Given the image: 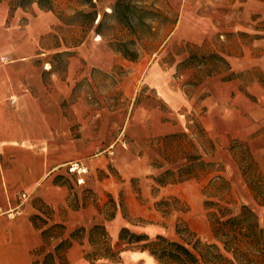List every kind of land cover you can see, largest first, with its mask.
<instances>
[{
	"label": "crops",
	"instance_id": "crops-1",
	"mask_svg": "<svg viewBox=\"0 0 264 264\" xmlns=\"http://www.w3.org/2000/svg\"><path fill=\"white\" fill-rule=\"evenodd\" d=\"M168 3L176 20L153 55L122 60L129 69L125 93L143 90L155 102L132 101L125 124L111 136L123 113L102 110L87 97L99 94L101 72L110 70L117 52L102 38L69 44L61 33L65 19L53 9L18 7L11 15L10 5L0 2V264H46L49 259L52 264H92L85 255L96 225L105 227L114 250L124 242L119 238L123 227L149 235L164 232L157 222L136 220L149 218V205L131 197L134 177L147 189L152 174L165 169L151 164L156 153L146 143L196 125L211 140L218 131L223 136L224 104L228 98L245 100L241 75L247 61L256 58L227 60L224 71L226 39L264 31V0ZM180 45L184 49L174 52ZM201 52L213 54L215 61L200 59ZM64 101L70 104L71 120ZM53 111L61 113L59 121L52 119ZM71 161L87 166L84 183L68 172ZM22 193L28 194L26 200L20 199ZM62 242L66 248L59 255ZM123 249V264L147 258L158 264L148 250Z\"/></svg>",
	"mask_w": 264,
	"mask_h": 264
},
{
	"label": "rangeland",
	"instance_id": "rangeland-1",
	"mask_svg": "<svg viewBox=\"0 0 264 264\" xmlns=\"http://www.w3.org/2000/svg\"><path fill=\"white\" fill-rule=\"evenodd\" d=\"M83 1L53 0V10L61 15L67 24L66 27H62L61 33L69 44L74 45L88 37L102 38L108 48L115 50L114 41L135 38L113 14V6L117 0H93L98 12L94 23L90 17L80 13L81 10L84 12L91 10L82 4ZM145 1L154 8H159L163 15L152 22L156 34L143 41L135 38V47L140 57L152 56L157 50L155 47L167 35L170 25L164 15L169 14L168 19L174 18L168 0ZM0 2L10 5L9 0ZM36 6L39 5L33 2L25 9L32 11ZM12 14L14 13L11 11ZM100 19L103 20V24L98 29ZM10 20H7L5 26H9ZM27 22L28 18L25 17L21 19L20 24L24 26ZM261 28L264 30L263 24ZM98 30L103 35L98 34ZM256 40L261 43L258 44ZM225 44L227 46L224 47V71L228 68L227 60L244 55L256 58L247 61L250 62L247 63L245 73L241 75L245 100L239 99L238 103H235L233 99L228 98L226 101L228 103L224 104V134L222 136V131L214 133L213 141L216 148L211 149L208 135L198 125L188 132L175 136L149 139L146 144L156 153L152 156L151 164L163 165L165 169L155 176L152 174L154 182L147 189L141 185L139 177H134L131 181L133 188L131 197L149 205V218L136 220L157 222L164 229L161 234L187 245L199 257L205 254L207 261L201 264H264V233L260 235V242L257 245L253 246L246 240L241 241L239 243L241 252L234 253L225 248L221 239L215 236L212 227V220L215 219L212 213L220 216L221 209L224 211L223 219H227L239 214L243 205H247L255 214L259 228L264 229V31L238 32L234 37L226 39ZM182 48L184 49L183 45H180L174 48V52L178 53ZM116 52L118 58L115 55L116 59H113L110 70L101 72L99 94L87 97L90 103L99 105L102 110L123 113L121 117L116 118L117 127L111 136H116L120 127L125 124L132 101L135 104L141 100L155 102L154 96L143 94V90H139L135 96L125 93L123 81L128 76L129 69L123 65L122 60L125 57ZM170 54L173 55L172 51ZM199 55L202 60L215 61L211 53L201 52ZM54 58L56 59L57 55ZM42 80L46 83L47 76L43 74ZM254 80L259 82V86L252 85ZM62 106L68 109L64 110V114L70 120L73 119L70 104L64 101ZM49 114L54 121L61 118L59 111ZM70 130L72 134L76 132L75 124L70 126ZM140 147L142 146L139 144L133 148L139 150ZM83 194L86 198L91 197L88 191ZM122 196L126 199L128 194L126 196L122 193ZM81 236L78 235L79 238ZM154 236L151 235L152 238ZM104 238L100 233L93 235L94 243L86 253L94 251L97 256L105 254ZM126 247L128 244L123 242L117 249ZM65 248L66 245L60 247L58 254L64 255ZM216 253L222 254L224 258L215 257ZM148 259L133 264H153ZM107 260L103 258L98 262L123 264L122 259ZM64 262L62 257V263ZM46 264H52V260H47Z\"/></svg>",
	"mask_w": 264,
	"mask_h": 264
},
{
	"label": "trees",
	"instance_id": "trees-1",
	"mask_svg": "<svg viewBox=\"0 0 264 264\" xmlns=\"http://www.w3.org/2000/svg\"><path fill=\"white\" fill-rule=\"evenodd\" d=\"M33 2H36L42 8L49 10L54 9L53 0H9L11 11H14L18 7L26 8ZM145 2V0H117L113 6V14L116 16L117 20L125 26L130 32V35L142 41L157 33L152 22L157 17L163 15V12L159 8H154L153 5ZM82 4L91 10L87 12L81 10L80 13L90 17L92 23H94L98 13L96 10V3L93 0H84ZM164 16L166 20H169V25L172 27L176 18L168 19V15ZM102 24L103 20L100 19L98 22V29H100ZM98 33L103 35L99 30ZM168 34L169 31L167 32V35ZM167 35L163 37V40ZM135 38L116 40L113 43V48L120 52L126 59L135 61L140 57L139 51L137 47H135ZM158 46L159 45L155 48H158ZM193 57L194 56H191L190 58ZM190 63L191 61L188 60L186 65ZM175 135L176 134L165 137ZM209 142L211 149L214 150L216 148L214 141L209 138ZM206 203H208V201H206ZM220 213V216H217L216 213H212L215 216V219L212 220V227L215 236L221 239L228 251H233L234 253L241 252L239 243L244 240L248 241V243L253 246L260 242V235L264 233V229L259 228L255 214L247 205H243L239 214L227 219H223V210L220 209ZM92 231L94 233H100L105 237L103 246H105L106 253L97 256L94 251H89L86 253L85 258L92 264H108V262H98L103 258H106V260L121 261V253L124 249H113L111 245V236L107 234L105 227L96 225ZM90 237L93 244V235H90ZM119 238L126 242L130 249L141 248L143 250H148L160 264H201L207 261L205 254L199 257L187 245L180 241L169 239L163 234H156L152 238L148 233L135 232L127 227H123L120 231ZM64 244L65 242H62V245ZM193 248L196 249V246ZM50 257L51 256L48 255L47 258L49 259ZM215 257L224 258L220 253H216Z\"/></svg>",
	"mask_w": 264,
	"mask_h": 264
},
{
	"label": "built area",
	"instance_id": "built-area-1",
	"mask_svg": "<svg viewBox=\"0 0 264 264\" xmlns=\"http://www.w3.org/2000/svg\"><path fill=\"white\" fill-rule=\"evenodd\" d=\"M67 169L68 172L75 174V180L78 184L84 183V177L82 175L88 171L87 166L82 164L80 161H71L67 164ZM27 197V193H22L20 199L26 200Z\"/></svg>",
	"mask_w": 264,
	"mask_h": 264
},
{
	"label": "bare ground",
	"instance_id": "bare-ground-1",
	"mask_svg": "<svg viewBox=\"0 0 264 264\" xmlns=\"http://www.w3.org/2000/svg\"><path fill=\"white\" fill-rule=\"evenodd\" d=\"M49 67V66H48Z\"/></svg>",
	"mask_w": 264,
	"mask_h": 264
}]
</instances>
